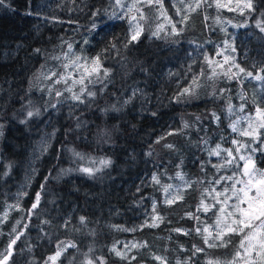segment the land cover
Here are the masks:
<instances>
[{
	"label": "trees",
	"instance_id": "1",
	"mask_svg": "<svg viewBox=\"0 0 264 264\" xmlns=\"http://www.w3.org/2000/svg\"><path fill=\"white\" fill-rule=\"evenodd\" d=\"M113 1L0 5V260L19 236L6 264H43L69 243L75 247L65 256L86 255L93 264H249L248 256H236L244 252L243 233L228 232L220 247L204 243L205 228L213 235L221 229L208 153L220 143L224 151L230 146L220 139L236 92H246L241 105L235 99L243 114L254 112L251 99H264L261 90L221 72L216 54L231 44L225 52L240 67L264 74V0H250L252 9L232 0L235 11L216 13L209 0L176 32L157 33L146 22L135 40L128 14L112 15ZM95 57L99 79L76 83L66 75L71 63L90 70ZM81 88L83 103L73 99ZM45 134L52 137L24 197L7 211ZM255 159L264 167V154ZM80 168L100 170L89 176Z\"/></svg>",
	"mask_w": 264,
	"mask_h": 264
},
{
	"label": "rangeland",
	"instance_id": "2",
	"mask_svg": "<svg viewBox=\"0 0 264 264\" xmlns=\"http://www.w3.org/2000/svg\"><path fill=\"white\" fill-rule=\"evenodd\" d=\"M209 0H153L151 4L147 2V0H121V6H117L116 0L113 1V14H128L127 18L130 22L131 27V34L134 35L135 33H139L142 30V26L147 22L148 24L153 25L155 31L157 33L161 32L162 30H168L170 32H176L178 25L183 27L185 22V17L188 14L194 13L197 9L202 8ZM212 5L214 7V12H218L222 8H226L227 10L235 11L232 7V0H211ZM251 4V7H247L248 4ZM199 5V6H197ZM219 5V6H218ZM239 7L242 9L248 8L252 9V2L250 0L239 2ZM204 9V8H203ZM139 10V11H138ZM141 13H143V18H140ZM112 14V15H113ZM135 17V19H133ZM217 19V15L216 18ZM143 22V25H142ZM234 24L228 22L227 30H231ZM173 26L175 27L176 31H173ZM264 32V31H263ZM227 47L221 48L218 47L216 50L217 56H219V61L222 63V67L218 66L221 72H224L231 67V71L228 72L227 76H233L237 78L239 82V86H243V84H247L251 90H261L262 94H264V78L256 79L253 77H248L245 73L239 72L240 67L236 61H234L233 56L231 54L227 55L228 50ZM218 53H220L218 55ZM224 56H228L229 60L225 61ZM233 65H238V67H234ZM217 67V68H218ZM84 73V67H79L77 64L71 63L70 67L67 68L66 75L68 77H72L76 83H80L81 75ZM255 76V75H254ZM256 76L264 77V74L260 73ZM239 78V79H238ZM242 92H236L233 97L229 99L231 108L227 110L226 120L229 122L228 124V132L226 133V138L220 139V142L226 141L230 144L227 150H223L222 144L220 143L219 148L217 147L216 150H211L210 153L214 151H218L217 154H210L208 153L209 158L215 160L214 166L216 167V175L215 179L213 180V191H212V200L213 203H217V220L216 224L223 228V224H231L232 219L239 216V211L233 207V205L239 203L235 200L234 189L232 187L235 180H238L242 176V170L244 166V161L239 159L240 155L248 156L251 155L255 162L256 170L264 171V167H259L256 163L255 156L256 154H264V128L259 127L261 121H264V116L257 112V109H264V99L259 100V102L253 101L251 99L252 105L254 106V112L252 114H243L240 113V108L236 106L235 99L239 102V105L242 104V101L245 97L244 89H241ZM262 103V105H259ZM263 106V107H261ZM253 120V121H252ZM233 125L236 127V131H233ZM253 129L255 130L253 132ZM245 131L252 132V135H244ZM2 129L0 127V145L1 137H2ZM232 135V136H230ZM52 135L45 134L39 140L34 153L31 155L29 163H28V170L25 176L23 183L18 187L15 191L14 195L10 203L7 206V211H10L13 208H17L20 205L22 198L26 192L28 187V183L32 179L35 173V165L37 160L46 150ZM237 142V143H234ZM242 146V147H241ZM239 147V153L236 152V149ZM252 148H256V152H252ZM229 150L232 151L235 160L233 163L225 164V161L231 160L232 157L228 155ZM225 157H224V156ZM229 177H233V179H228ZM223 178V179H222ZM246 179V177H244ZM219 181V183H215ZM242 187L241 184H236V188ZM220 193L221 195H217ZM243 196V193L240 194ZM226 197H233L232 199H227ZM226 200V203H221ZM219 201V202H218ZM213 205H211L212 207ZM210 207V206H209ZM208 207V208H209ZM240 207L247 208V204H241ZM207 208V207H205ZM207 208V209H208ZM223 208L224 211L221 212L220 209ZM233 212V216H228V212ZM219 218V223H218ZM247 231V230H246ZM67 245V244H65ZM62 246L64 250L61 252V255L53 262L49 259L54 254L50 255L48 259L43 264H86L87 261H91L90 257L84 255H66V250L70 247ZM116 257L119 259L123 258L124 254L119 249L115 252ZM119 253V255L117 254ZM93 264V263H92Z\"/></svg>",
	"mask_w": 264,
	"mask_h": 264
},
{
	"label": "snow or ice",
	"instance_id": "3",
	"mask_svg": "<svg viewBox=\"0 0 264 264\" xmlns=\"http://www.w3.org/2000/svg\"><path fill=\"white\" fill-rule=\"evenodd\" d=\"M149 4L153 2V0H147ZM117 6L123 7L121 4V0H116ZM0 5H5V0H0ZM199 6V5H197ZM219 6V5H218ZM247 7H251V4L249 3ZM139 11V10H138ZM98 15V13H93V16ZM114 15V14H113ZM140 18H143V13H141ZM135 19V17H133ZM97 27L96 23L94 22L92 24V28L95 29ZM262 31H264V28H261ZM173 31H176L175 27L173 26ZM138 32L135 33L132 36V39L135 40L138 36ZM153 35H156V33H153ZM114 47V45H113ZM127 47V45H125ZM69 50H71V45H69ZM220 53H218L219 55ZM80 57H77V60H80ZM86 59V58H85ZM206 60H208V57H205ZM224 60L228 61L229 57L224 56ZM209 63L211 64V61L209 60ZM218 66L222 67V65ZM234 67H238V65H233ZM67 67V65L65 66ZM84 67V73H86V76L84 74L81 75V80L79 81L80 83H83L84 79L87 77H90L92 75H95L97 79H99V73L102 70V66L100 64V58L95 57L91 60L90 62V70L89 66L86 64L83 66ZM231 71V67L225 71V75H228V72ZM264 72V69L261 70ZM239 72L245 73L246 76L248 77H253L256 79H261L264 77L261 76H254L252 72H246L244 68H239ZM215 75V72H213ZM103 75L104 77H107L109 75L108 70H103ZM231 78V77H229ZM59 82V81H57ZM93 81L91 79L88 80V83H92ZM190 88L184 89V94H187L190 92ZM71 91V89H69ZM85 89L81 88L80 94L74 95L73 99L78 100L81 103L83 101L81 100V95L84 93ZM59 94V93H58ZM88 96L92 97L95 95V93L89 91ZM127 103V101H126ZM257 112L260 113L262 116H264V109H257ZM34 115L33 112H28L27 116L30 118ZM25 121L21 120V123H24ZM185 127H187V124H185ZM259 127L264 128V121H261ZM235 125H233V131H236ZM255 130L253 129V132ZM171 134V133H170ZM244 135H252V132L245 131L242 133ZM101 137L107 135V132L105 130H101L100 132ZM234 143H237L234 141ZM168 147H171V145H168ZM242 147V146H241ZM219 148V146H218ZM253 153L257 151L256 148H252L251 150ZM236 152L239 153V147L236 149ZM74 156H76L78 159H83L79 153H73ZM210 154H219L218 151H214L213 153ZM228 155L232 157L231 160L225 161V164H230L233 163L235 160V157L233 156V153L231 150H229ZM239 159L244 161V166L242 170V176L240 179L235 180L232 187L234 189V195H235V200L238 201L239 203L233 205L234 208H236L240 215L233 218L231 224L225 225L224 228H221L219 231L215 233V235L212 234V232L205 228L204 231L208 233L207 236L204 237V243L210 248L213 247H220L223 246L225 241L223 240V236L227 234L228 232H234V233H243L244 239L241 241L240 247L244 249V252L241 253L240 251H237L236 256L241 257V256H248L250 258L249 264H256V260L260 259L261 261H264V171H258L256 170L255 162L253 160V157L251 155L244 156L240 155ZM111 162L109 160H101L100 164L107 167ZM99 168L93 169V168H80L79 171L82 173H86L89 176L94 175L95 172L99 171ZM179 176L180 174L177 173ZM246 177V179H244ZM48 177H45V181H47ZM223 179V178H222ZM228 179H233V177H229ZM153 180H156V177H153ZM158 183V181H156ZM215 183H219V181H216ZM236 184H241L242 187L236 188ZM43 185H41V189H43ZM167 191V189H166ZM243 193V196L240 194ZM217 195H221L220 193H217ZM41 198V193L37 192L36 193V200L32 204V210H35L38 207L39 201ZM233 197H226L227 199H232ZM226 200L221 202V203H226ZM169 203L171 201H168ZM219 202V201H218ZM203 204V200L201 201ZM247 204V208H242L240 207L241 204ZM207 211V209H205ZM221 212L224 211L223 208L220 209ZM29 215H31V210L29 211ZM233 212H228V216H233ZM81 223H84V217H81ZM155 219V218H154ZM19 223V222H18ZM218 223H219V218H218ZM155 226V225H152ZM24 227H27V225H24ZM247 230V231H246ZM15 231V230H14ZM197 233L201 231L199 227L196 229ZM22 234V233H21ZM19 236H17L15 239H12L10 244H9V251L7 252L6 255L3 256V260H0V264H5V262L8 260V258L11 256V251L10 249L12 248V245L15 244L16 239H18ZM216 241H220L219 244L216 243ZM252 241H256V243H252ZM247 242V243H246ZM65 247H75L74 244H67ZM64 250V248H61L58 246V250L55 253L54 256L49 257L51 261H55L60 255L61 252ZM196 251H202V249H196ZM119 255V253H117ZM159 259V258H157ZM86 264H92V261H87ZM101 264L103 262L101 261Z\"/></svg>",
	"mask_w": 264,
	"mask_h": 264
},
{
	"label": "water",
	"instance_id": "4",
	"mask_svg": "<svg viewBox=\"0 0 264 264\" xmlns=\"http://www.w3.org/2000/svg\"><path fill=\"white\" fill-rule=\"evenodd\" d=\"M2 260H3V259H2ZM7 261H8V260H7ZM7 261H6V262H7ZM6 262H5V264H6Z\"/></svg>",
	"mask_w": 264,
	"mask_h": 264
}]
</instances>
